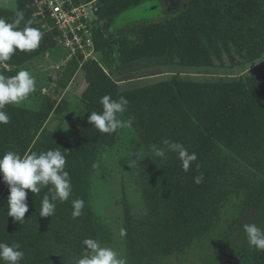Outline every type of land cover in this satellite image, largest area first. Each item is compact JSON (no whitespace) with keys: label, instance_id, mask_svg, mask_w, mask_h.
I'll use <instances>...</instances> for the list:
<instances>
[{"label":"trees","instance_id":"1","mask_svg":"<svg viewBox=\"0 0 264 264\" xmlns=\"http://www.w3.org/2000/svg\"><path fill=\"white\" fill-rule=\"evenodd\" d=\"M143 1H96L95 50L102 60L116 52L120 63L105 68L93 60L82 65L85 86L79 97L84 113L71 134L62 136L46 126L51 114L60 115L68 109V93L56 105L43 99L37 108L7 105L4 109L11 120L0 124V156L7 151L23 157L59 149L66 156L65 170L72 184L69 201H56L52 217L39 215L49 189L39 194L26 190L29 210L21 225L7 216L10 193L0 175L4 184L0 243L18 242L25 253L21 264L80 259L86 254V238L102 245L111 240L110 229L92 210L90 194L98 152L112 145L118 132L100 133L88 121L91 112L102 113L100 99L105 95L115 100L125 97L127 111L120 119L131 118L139 144L150 151L157 145L167 157L154 155L151 168L142 174L141 195L147 214L133 217L124 203L128 264H160L169 258L175 260L170 264H182L180 258L210 231L232 196L238 198L240 217L220 233L218 250L203 264H264V252L235 239L242 217L264 213V64L235 79L196 81L172 75L147 86L122 88L115 78L149 65L211 67L223 63L224 55L232 65L260 59L264 54V0H187L165 23H136L129 34L116 40L111 28L123 27H113L117 17ZM16 4V10L0 7V18L11 23L17 11H22L24 20L19 27L31 21V27L41 30L39 16L34 14L36 0H16ZM54 47V39L46 36L33 52L17 50L0 64V73L15 76L27 62ZM77 66L72 59L59 72L60 90ZM166 139L197 154L187 173L178 154L163 144ZM200 174L203 182L196 184L194 177ZM74 199L85 203L82 215L75 219Z\"/></svg>","mask_w":264,"mask_h":264},{"label":"rangeland","instance_id":"2","mask_svg":"<svg viewBox=\"0 0 264 264\" xmlns=\"http://www.w3.org/2000/svg\"><path fill=\"white\" fill-rule=\"evenodd\" d=\"M186 2L187 0H144L142 4L123 12L117 17L113 27H123L121 28L122 30L119 29L120 31L111 28L112 34L115 35L117 40L118 37L125 35V33L129 34L130 29L136 23H146V25L165 23L170 19V14L183 8ZM0 7L16 10V0H0ZM53 54H56V50L51 51V57L46 58L41 55L31 61L28 66H24V69L29 71L39 70L37 74H39L38 80L40 84L37 85L36 91L19 106L37 108L41 105L43 99L56 105L61 96L63 97L68 93V109L60 115L51 114L46 124L48 128L55 130L62 136H66L76 129L82 113H84L80 97H75V95L77 92L78 94L80 93L85 81L81 67L76 69L74 76L70 79L64 91L60 90L58 85L55 86L60 70L49 68L57 62L54 60ZM95 58L96 61L102 62L101 65L105 68H107L106 64L111 63L112 66L115 65L116 67L120 63L116 52L106 60H102L96 52ZM261 64H264V54L260 59L252 63L240 62L235 65L230 64L228 57L224 55L223 63L217 62L211 67L180 66L176 63L149 65L116 76L115 78L122 88L147 86L164 81L172 75L196 81H213L219 78L235 79L245 76ZM41 88L46 89V91L41 92ZM53 89L57 91L55 97L50 96V91ZM64 92L65 94H63ZM153 156L154 153L139 144L135 129L131 126H125L118 129L116 141L112 145L99 150L95 169L91 175L90 194L92 210L112 233L110 242L102 246L111 247L116 250L126 261V264H128V261L123 232L124 203L128 205V209L133 217L139 218L147 214V209L141 195V180L142 174L151 168ZM139 157L141 158L138 159ZM3 187L4 184L0 182V194L3 191ZM238 217H240L238 198L232 196L222 206L221 213L213 223L210 231L193 244L184 256L180 258V262L182 264H203L207 257L218 250L220 246V233ZM250 223H254L264 229V213L242 217L237 226L235 239L243 243L248 242L246 233L244 232V225ZM78 260L68 258L57 261L55 264H77ZM174 261L171 258L162 259L160 264H170Z\"/></svg>","mask_w":264,"mask_h":264},{"label":"clouds","instance_id":"3","mask_svg":"<svg viewBox=\"0 0 264 264\" xmlns=\"http://www.w3.org/2000/svg\"><path fill=\"white\" fill-rule=\"evenodd\" d=\"M23 20L22 11H17L16 18L11 23L0 18V63L9 61L17 50L27 53L39 48L43 33L39 28L31 27V21L21 29L19 25ZM36 87V78L27 69H21L11 77L0 73V124L6 125L11 120L8 112L4 110L5 107L22 104L36 91ZM100 103L103 106L102 113L93 111L88 116L89 123L98 132L112 134L120 128L132 125L131 118L126 121L120 119V116L127 111L128 100L125 97L121 96L115 100L105 95L100 99ZM163 144L168 151L178 154L182 169L186 173L198 158L196 153H189L181 143L166 139ZM151 152L156 157L167 158L165 151L157 145L151 146ZM65 168L66 156L59 149H50L40 154L33 152L23 157L15 151H7L0 156V175L10 193L7 198V216L22 225L29 210L26 190L32 194H39L47 187L49 192L43 196L39 215L52 217L56 212V201L67 202L72 195L70 174ZM194 182L202 183L203 174L194 177ZM71 203L72 217L74 219L80 217L85 207L84 200L74 199ZM244 232L249 246L260 253L264 252V229L250 223L244 225ZM83 244L86 254L77 264H126L116 250L102 246L98 240L86 238ZM24 256L25 253L18 242L0 243V264H21Z\"/></svg>","mask_w":264,"mask_h":264},{"label":"built area","instance_id":"4","mask_svg":"<svg viewBox=\"0 0 264 264\" xmlns=\"http://www.w3.org/2000/svg\"><path fill=\"white\" fill-rule=\"evenodd\" d=\"M97 0H36L34 14L39 16L43 38L50 36L54 48L65 56L51 69H60L75 59L78 68L85 62L96 60L94 33L97 26ZM3 64V63H2Z\"/></svg>","mask_w":264,"mask_h":264},{"label":"crops","instance_id":"5","mask_svg":"<svg viewBox=\"0 0 264 264\" xmlns=\"http://www.w3.org/2000/svg\"><path fill=\"white\" fill-rule=\"evenodd\" d=\"M52 50H56V54H53V58H54V60L55 61H61V59L65 56V53H64V51L62 50V49H60V48H52V49H50L49 51H47L45 54H43V56H45L46 58H49V57H51V51ZM60 50V51H59ZM38 58V57H37ZM36 59V58H35ZM35 59H33V60H35ZM33 60H31V61H33ZM31 61H29V62H27V64H25L24 66H28V64L31 62ZM0 64H2V63H0ZM67 64V63H66ZM66 64H64L60 69H57V70H62L64 67H65V65ZM29 71V70H28ZM37 72H39V70L37 71V70H32V71H30V73L36 78V81H37V85L38 84H40V82H39V80H38V76H39V74H37ZM37 74V75H36ZM74 76V75H73ZM54 78V77H53ZM75 78V77H74ZM55 86H57V83L55 84ZM68 86V85H67ZM66 86V87H67ZM84 86H85V83L83 84V86H82V89L84 88ZM66 87L65 88H63L62 89V91H64L65 89H66ZM42 90H41V92L43 91V92H45L46 91V89H44V88H41ZM55 89V88H54ZM52 90V91H50V96H52V97H55V95L57 94V91L56 90ZM82 89L80 90V93H81V91H82ZM66 92V91H65ZM65 92L63 93V94H65ZM80 93L78 94V92H77V94L75 95V97L76 96H78L79 97V95H80ZM62 97V96H61ZM43 98V97H42ZM31 99H34V98H31ZM3 189H4V187H3Z\"/></svg>","mask_w":264,"mask_h":264}]
</instances>
